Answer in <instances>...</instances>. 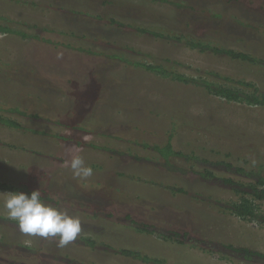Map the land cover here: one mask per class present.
<instances>
[{"label": "rangeland", "instance_id": "rangeland-1", "mask_svg": "<svg viewBox=\"0 0 264 264\" xmlns=\"http://www.w3.org/2000/svg\"><path fill=\"white\" fill-rule=\"evenodd\" d=\"M168 1L0 0V22L63 44L0 33V106L42 119L3 116L70 139L0 126V183L33 184L46 202L78 215L83 229L64 247L57 239L24 234L3 209L2 194L11 191L0 190V264H260L228 248L264 254V225L224 207L242 196L232 188L251 184L227 170L264 176V109L129 63L160 64L194 79L245 82L264 93V0ZM167 31L258 63L152 36ZM172 125L173 151L193 153L198 161L171 157L174 166L164 164L134 144L163 145ZM91 145L124 152L112 156ZM75 155L93 169L86 182L73 178L67 162ZM205 167L214 179L197 174ZM229 178L238 184L222 182ZM255 207L264 214V201ZM82 238L97 244L87 248Z\"/></svg>", "mask_w": 264, "mask_h": 264}, {"label": "trees", "instance_id": "trees-1", "mask_svg": "<svg viewBox=\"0 0 264 264\" xmlns=\"http://www.w3.org/2000/svg\"><path fill=\"white\" fill-rule=\"evenodd\" d=\"M229 1V0H227ZM158 2H165V3H169L168 0H158ZM173 5H176L175 3H172ZM178 6V5H177ZM1 20V19H0ZM110 23L114 24L113 21H111ZM45 32L51 34V35H59V36H66V33H63L61 31L58 30H45ZM142 32H147L145 30H142ZM0 33H4V34H11V35H15V36H21L24 38H28V39H32V40H37L43 43H47L50 45H54V46H61L63 45L62 42H54L52 40L49 39H45V38H41L36 34H31V35H27L23 32H17L14 31L12 28H10L9 25H7L5 22L1 21L0 22ZM74 36V35H72ZM152 36H155L157 38H163L168 40L169 42H174L177 44H183L186 47H189L191 49H197L199 50V52L202 53H209L212 55H217V56H225L231 60H236V61H242V62H248L249 64H257L258 61L255 59H252L249 55H246L244 53H239V52H235L233 50L230 49H225L222 47H217L216 45H213L212 43H207L201 40H195V39H184L181 36H176V34H172V32L167 31V35H162V34H157V33H152ZM109 59H113V60H121L122 58H119L118 56H114V55H106ZM123 60V59H122ZM130 65H133L135 67H139L142 68L152 74L164 77V78H168L171 79L173 81L176 82H180V83H184V84H189V85H193L196 87H200L203 90L209 92L210 94L220 97L224 100L230 101V102H239V103H245L248 105H253V106H258L264 109V93H261L259 90L257 89H252V85L247 84L245 82H236V81H228V82H219V81H212L209 79H204L201 80L199 79H194V78H188L185 77L184 75L177 73V71L172 70L167 68L164 65H146V64H135V63H129ZM213 77V79L215 78L214 75H211ZM237 84L239 86H237ZM247 88V90H246ZM3 114H13V115H18L20 117H27L33 120H39L42 119V117L37 114V113H30L28 112L26 109H22V108H10V107H1L0 106V126L12 129V130H17V131H22L24 133H32V134H37L40 136H47V137H54L56 139H60L63 141L66 140H70L68 137L66 136H57V135H50L48 133H46L45 131L39 130V129H33L31 127H25L22 126L20 124H18L16 121H13L12 119L6 118L5 116H3ZM71 122V121H70ZM57 124V122H56ZM59 124V123H58ZM63 126V125H62ZM67 127V126H66ZM70 127H72L73 129H77V130H81V131H87L89 129H87L86 126L81 125V124H74V125H70ZM173 125L171 127V129L169 130L168 133V138L166 140V142L163 145H150L148 143H139V145L137 143H134L135 141H132L135 145L145 148L146 150H151L150 152L157 154L158 158L162 160V163L164 164H170L173 165L174 164L170 161V158H175V157H182L185 159V161L188 160H196L198 161V157H195L192 153V155L189 156H185L182 153L179 152H174L172 149V133H173ZM105 136V135H104ZM107 137L109 138H115L112 135H107ZM94 149H98L101 150L103 152L109 153L110 155H117V154H122L124 151L122 150H118L115 148H110L107 146H99V145H91ZM201 161L203 163H205V161H203L201 159ZM206 163H208V161H206ZM244 168H234L233 170H227V172L233 176L235 175V177H242V178H250L249 180H251V184H247L245 185V187L247 188V190H240L239 188H232L231 190L234 191L236 194H241V198L239 199L238 203H230L227 204L224 208L226 209L227 212H229V214L236 216L240 219H244V220H249L251 222L253 221H257L259 224H263L264 225V214L259 213L255 207L257 202H261L264 201V176L258 175L254 172H246L244 171ZM197 174L205 180H210V179H214V175H212L211 171L209 170V168H204L202 169V171L197 172ZM233 174V175H232ZM255 175V176H254ZM225 184L229 185V186H235L238 183H235L234 181H232L230 178L229 179H223V181ZM0 190H6V191H11V192H26V193H31L34 190H38L35 188V186L33 184H26V185H19L16 187H12L9 186L7 184L4 183H0ZM174 191V190H172ZM179 192V191H177ZM47 198V197H46ZM45 200H48L46 199ZM249 199V200H248ZM140 231H151L150 229H145L143 227L138 228ZM167 239L176 241V239H172L171 237H167L164 236ZM83 240V241H82ZM81 242L84 243V246H86L87 248H94L96 246L97 243H95L94 241H92L91 239H87V238H82ZM229 251L232 252V254H236L238 253V257L244 258V260H249L248 258L252 255H260L262 257H264V254L261 253H257V252H251L247 249H233L231 247L228 248ZM244 253V256H240V254ZM246 255V256H245ZM154 264L156 263V260H151ZM159 263V261H158Z\"/></svg>", "mask_w": 264, "mask_h": 264}, {"label": "clouds", "instance_id": "clouds-1", "mask_svg": "<svg viewBox=\"0 0 264 264\" xmlns=\"http://www.w3.org/2000/svg\"><path fill=\"white\" fill-rule=\"evenodd\" d=\"M67 163L74 179L86 182L93 176L92 167L86 165L82 156L75 155ZM2 195L3 209L8 218L16 221L24 234L57 239L58 246L64 247L74 242L83 230L78 215H70L66 210L46 202L40 190Z\"/></svg>", "mask_w": 264, "mask_h": 264}, {"label": "flooded vegetation", "instance_id": "flooded-vegetation-1", "mask_svg": "<svg viewBox=\"0 0 264 264\" xmlns=\"http://www.w3.org/2000/svg\"><path fill=\"white\" fill-rule=\"evenodd\" d=\"M240 256H244V253L243 254H240ZM246 256V255H245ZM249 260H244V258H242L243 261H258L257 263H260V264H264V257L260 256V255H252L248 258Z\"/></svg>", "mask_w": 264, "mask_h": 264}]
</instances>
